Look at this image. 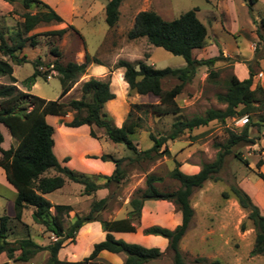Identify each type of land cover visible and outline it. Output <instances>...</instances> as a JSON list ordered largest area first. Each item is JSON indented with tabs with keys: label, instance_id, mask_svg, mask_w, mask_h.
I'll use <instances>...</instances> for the list:
<instances>
[{
	"label": "rangeland",
	"instance_id": "obj_1",
	"mask_svg": "<svg viewBox=\"0 0 264 264\" xmlns=\"http://www.w3.org/2000/svg\"><path fill=\"white\" fill-rule=\"evenodd\" d=\"M57 1L66 23L70 19L69 4L73 1L76 12L72 26L75 30L68 29V25H50L30 33L39 35L36 38L37 45L35 47L27 45L24 54L30 61H41L44 65L41 71L45 74L44 78H39L37 85H34L32 94L48 101H56L60 97L61 79L52 71V64L56 59L53 50L61 54L59 61L64 65L70 62L83 64L86 55H89L101 61L104 69L91 64L86 75L79 79L63 102L80 100L82 84L91 78L109 81L115 99L105 105V112L119 128L123 126L134 105L162 103L154 96H141L130 90L124 80V71L115 69L120 60L132 63L143 61L158 70L186 66L182 57L150 45L146 38L128 39L139 13L152 11L166 21H173L184 13L198 9L197 17L208 29V45L202 50L194 51V58L207 60L217 57L219 50L222 51V60L214 67H199L194 79L176 97L178 113L159 116L149 111L141 115L142 128L133 138L140 151L153 146L151 134L157 137L166 136L177 121L204 117L209 110H225L226 106L217 100V96L226 93V81L232 75L239 79L248 75L249 66L255 72L253 89L257 84L264 88V76L258 77L261 72L264 73V0H257L255 4L251 0H125L119 8V21L114 29L107 25L105 11H99L107 5V0ZM25 12L20 3L10 5L0 0L1 26L6 31L16 29L23 22L22 15ZM61 29H68L62 38L46 35ZM258 33L262 40L259 39ZM212 71L217 72V77L211 80L209 77ZM33 72L32 63L14 66V77L19 82L17 85L23 88L22 83L32 76ZM8 82L7 78L0 79L2 84ZM179 84V80L168 78L163 81L162 87L165 92H170ZM73 116L71 113L65 117L47 119L54 128V135L58 141L57 159L62 166L82 174L95 178L111 176L115 165L111 162L107 163L109 165L105 163L103 165L99 158L103 155H112L121 159L130 157V152L123 144L115 145L109 142L103 131L97 128H92L97 139L90 136V127L66 128L64 124L71 122ZM249 120L245 126H240L238 118H234L226 123L213 121L208 126L186 131L178 139L168 142L170 156L165 155L151 163L126 167L127 181L119 188H113L115 198L110 202L109 209L101 214V219L109 222L127 218L132 196L145 188L147 176L151 174L162 179V182L157 184L161 191L177 190L179 184L170 178L171 171L179 166V170L187 175L198 174L204 165L214 162L218 154L224 151L230 131L241 134L247 125L257 122L258 115L252 116ZM1 129L5 137L3 147L8 148L12 145H9L12 138L6 128ZM249 133L256 144L241 143L235 146L218 176L220 180L209 181L202 189L193 192L191 204L195 216L180 244L186 264H264L263 256L252 255L256 232L247 221V212L233 197L226 199L223 196V193L230 192L232 186H238L252 197L264 214V182L257 176L259 171L264 174V167L257 169V163L264 155V129L251 127ZM237 155L247 161L248 165L239 161ZM66 158L69 159L68 162H65ZM53 175L55 173H49V176ZM3 176L0 175V217L9 216L12 219L8 241L14 242L28 234L36 243L42 245L54 240L52 234L46 233L43 226L33 221L31 210L24 211L21 222L14 220L13 202L16 191L8 184L5 172ZM82 193V186L67 182L63 189L46 196L54 206L64 205L71 208L63 216L66 226L73 222L77 215L87 214L92 203L107 197L110 191L100 190L90 197L83 196ZM53 214L54 209L50 216ZM51 217L48 220L51 221ZM244 222L247 223L246 231L241 229ZM181 223L182 215L171 203L147 202L142 210L141 219L135 223L137 233L122 236L121 239L166 251L167 240L146 236L143 232L153 226L174 230ZM105 236L100 223L87 225L80 230L74 243L64 244L58 258L67 262L81 261L91 254L94 245L103 241ZM48 259V253L43 252L28 263H13L4 254L0 257V264H47ZM99 259L106 264H123L125 261L124 256L107 253L101 254ZM148 264H173L172 255L166 253L163 259Z\"/></svg>",
	"mask_w": 264,
	"mask_h": 264
},
{
	"label": "trees",
	"instance_id": "obj_2",
	"mask_svg": "<svg viewBox=\"0 0 264 264\" xmlns=\"http://www.w3.org/2000/svg\"><path fill=\"white\" fill-rule=\"evenodd\" d=\"M10 5L20 3L26 11L22 15L23 22L16 28L6 31L0 24V79L7 78L8 83H0V126H4L11 136L14 144L4 148L5 137L0 129V168L4 170L8 184L16 191L13 202L14 220L21 222L24 211H32L33 221L44 227L46 233L53 235L54 240L46 245L38 244L31 235L8 241L10 232L9 216L0 217V257L4 254L13 263H28L39 254L46 252L49 255L47 264H106L99 257L103 253L116 256H124L123 264H148L159 261L166 253L172 255L173 264H186L180 244L186 236L195 216L191 204L194 190L202 189L209 181H219L226 158L232 153V149L241 143L255 145L250 138L249 130L256 127L264 129V88L257 84L253 89L255 72L248 67V78L240 80L232 75L226 81V93L219 94L217 100L225 105V110H209L204 117H195L189 121H177L172 130L166 136L157 137L150 135L153 146L150 149L140 151L134 144V136L142 128V114L152 111L159 116L176 114L179 112L175 99L181 94L183 88L190 83L201 66L214 67L222 60L223 53L207 60H197L193 54L196 50H202L208 45V29L198 19V9H193L182 14L173 21H166L160 15L152 11L141 12L137 15L133 28L128 34L129 40L146 38L148 43L156 48H161L174 56L182 57L186 66L183 68L163 70L156 69L153 65L139 61L132 63L120 60L115 69L124 71V80L130 90L141 96H154L161 100V105H134L122 127L114 125L105 112V105L115 99L110 89V82L91 78L82 84V98L63 102V99L72 91L79 79L86 75L91 64L103 65L96 58L86 55L83 64L70 62L62 64L59 59L61 54L53 50L56 58L52 64L61 79L62 92L56 101H48L31 94L32 87L39 78L45 74L41 69L44 66L41 61H30L24 54L27 45L35 47L36 38L39 35H30L41 25L63 23L62 17L48 4L41 0H4ZM125 0H110L105 8L106 23L110 29H114L119 21V8ZM253 4L257 0H251ZM68 29L75 30L73 26ZM68 29H61L47 33V36L62 38ZM259 39L262 36L257 34ZM264 40V39H263ZM32 63L34 72L26 79L22 86L26 92L17 86L14 77V66H23ZM49 69V66H48ZM217 77V72L210 73V79ZM174 78L180 81L170 92L163 90L165 79ZM166 106V107H164ZM74 114L73 119L64 126L69 129H81L90 127V136L97 139L92 128H97L105 134L109 142L123 144L130 152V157L117 159L112 155H103L99 159L103 163L111 162L115 170L111 176L93 177L71 170L62 166L56 157L58 141L54 135V128L48 123L47 117H65ZM258 115L257 122H251L241 132L235 134L230 131V137L220 152L217 159L204 165L196 175H187L177 166L170 173V178L179 184V188L172 192L161 191L157 184L162 182L158 176H147L145 188L138 190L129 202L130 212L127 218L113 221H103L101 214L108 210L110 202L115 198L113 188H119L127 181L126 167L151 163L163 156H170L168 142L174 141L186 131H193L200 127L208 126L213 121L226 123L228 120L243 117L251 118ZM250 122V120H249ZM55 141V143H54ZM239 161L248 165L240 155ZM69 159L66 158L65 162ZM264 167V155L257 163V169ZM53 172L55 175L49 176ZM258 178L264 182V174L257 173ZM102 180V182L100 181ZM67 182L83 187V196L90 197L100 190L107 189L109 195L92 203L90 210L85 215H77L73 222L65 225L63 216L71 208L64 205L54 206L47 195L64 188ZM224 198L233 197L240 207L247 212V221L251 223L256 232L253 256L264 257V214L254 203L252 197L238 186H232L230 192L223 193ZM165 201L171 203L180 211L182 223L174 230L153 226L143 233L146 236L160 237L168 241L166 251L159 248H147L139 244L129 243L117 239L115 233H137L136 221L141 219L142 210L147 202ZM52 209L54 214L50 216ZM51 217V221L48 218ZM100 223L105 239L94 245L91 254L81 261L67 262L58 258V254L66 242L74 243L80 230L92 223ZM243 231L247 229V223L241 226Z\"/></svg>",
	"mask_w": 264,
	"mask_h": 264
},
{
	"label": "crops",
	"instance_id": "obj_3",
	"mask_svg": "<svg viewBox=\"0 0 264 264\" xmlns=\"http://www.w3.org/2000/svg\"><path fill=\"white\" fill-rule=\"evenodd\" d=\"M41 1H43V2H45L46 4H48L50 7H52L61 17H62V19H63V23H61V24H52V25H60V26H67L68 25V27H70V26H72L73 24V19H74V17H75V12H76V8H75V5L73 4V1H70V6H69V10H70V19L69 20H67L68 21V23H66L65 21H66V18L61 14V10L59 9V1H57V0H41ZM61 2H62V0H60ZM108 2L110 1V0H107ZM103 7V6H102ZM105 8H106V6L105 7H103V8H101L99 11H101V10H104L105 11ZM43 26H50V25H41V26H39L37 29H39V28H41V27H43ZM36 29V30H37ZM25 51V50H24ZM96 67H99V68H102V69H104V65H98V66H96ZM246 78H248V75L246 74V76H243L242 77V79H240V80H244V79H246ZM19 83V82H18ZM37 85V83L35 84V86ZM18 87H19V85H17ZM35 86H33V88L31 89V94H32V91H33V89L35 88ZM23 87V86H22ZM21 90H23V91H25L26 92V89L25 88H21V87H19ZM50 117V116H49ZM49 117H47V119L49 118ZM54 118V117H53ZM2 127H4V126H0V129L2 128ZM5 128V127H4ZM1 131H2V129H1ZM8 131V130H7ZM10 144H14L13 143V140H11L10 139V141H9V145ZM3 146H4V144H3ZM5 148V147H4ZM102 164L104 165V163L102 162ZM105 165H109V164H107V163H105ZM3 169H1L0 168V175H2L3 176ZM4 177V176H3ZM48 196V195H47ZM88 225H91V224H88ZM115 235V237L118 239V238H120L121 239V237L122 236H126V235H129V234H119V233H115L114 234ZM123 240V239H122Z\"/></svg>",
	"mask_w": 264,
	"mask_h": 264
},
{
	"label": "built area",
	"instance_id": "obj_4",
	"mask_svg": "<svg viewBox=\"0 0 264 264\" xmlns=\"http://www.w3.org/2000/svg\"><path fill=\"white\" fill-rule=\"evenodd\" d=\"M264 76V73L263 72H261L259 75H258V77L259 78H262ZM249 123V118L246 116V117H243V118H241V119H239V121H238V124L240 125V126H245L246 124H248Z\"/></svg>",
	"mask_w": 264,
	"mask_h": 264
}]
</instances>
